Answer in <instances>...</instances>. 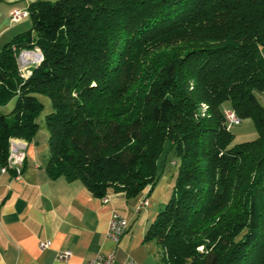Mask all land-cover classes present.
Listing matches in <instances>:
<instances>
[{
	"label": "trees",
	"instance_id": "16d2710c",
	"mask_svg": "<svg viewBox=\"0 0 264 264\" xmlns=\"http://www.w3.org/2000/svg\"><path fill=\"white\" fill-rule=\"evenodd\" d=\"M0 49V163L48 131L51 177L150 193L167 141L171 195L145 239L165 264H264V0H34ZM15 47V48H14ZM38 52L21 75L18 53ZM41 94L51 100L45 123ZM225 101L259 135L232 143ZM208 104L205 113L202 103Z\"/></svg>",
	"mask_w": 264,
	"mask_h": 264
},
{
	"label": "crops",
	"instance_id": "0c3cea01",
	"mask_svg": "<svg viewBox=\"0 0 264 264\" xmlns=\"http://www.w3.org/2000/svg\"><path fill=\"white\" fill-rule=\"evenodd\" d=\"M32 1L0 0V49L31 25L29 16L12 20L11 11L28 8ZM16 101L17 95L0 105V111L9 113ZM24 140L26 159L20 173L0 163V264H87L98 252H114L119 263L133 257L142 264H165L157 241L145 239V234L166 200L169 182L134 197L122 192L98 196L79 179L49 175L47 136ZM166 164L162 154L159 169ZM115 211L130 220L129 230L118 241L107 234ZM42 240L51 244L42 248ZM64 249L72 254L61 259Z\"/></svg>",
	"mask_w": 264,
	"mask_h": 264
},
{
	"label": "built area",
	"instance_id": "2783aa9c",
	"mask_svg": "<svg viewBox=\"0 0 264 264\" xmlns=\"http://www.w3.org/2000/svg\"><path fill=\"white\" fill-rule=\"evenodd\" d=\"M30 14L29 8H20L16 7L11 11V19L14 21H19ZM15 48V47H14ZM35 49L23 48L19 51L17 59L19 63V69L21 74H29L31 68L33 67V55ZM227 119V127L231 128L234 124H238L242 121V118L236 113L235 110L230 109L225 112ZM17 138L21 137H11L10 139V151L7 163L4 164V167H12L16 170L17 173L21 172L22 166L26 159V146L17 145ZM174 163V162H173ZM175 164V163H174ZM108 199V198H106ZM148 199H144L143 204H147ZM130 220L127 216L122 215L119 212H113L108 228V236L118 241L123 234L129 230ZM51 244L50 240H42L40 246L42 248L48 247ZM72 254L71 249H64L59 252V258L65 259ZM87 264H142L136 258H129L126 261L119 263L116 259L114 252H98L92 259H90Z\"/></svg>",
	"mask_w": 264,
	"mask_h": 264
},
{
	"label": "rangeland",
	"instance_id": "374dc122",
	"mask_svg": "<svg viewBox=\"0 0 264 264\" xmlns=\"http://www.w3.org/2000/svg\"><path fill=\"white\" fill-rule=\"evenodd\" d=\"M256 93H257V96L259 97L260 101L264 105V91H256ZM40 97L45 102V108L39 116V121L42 124H44L46 112L50 111L52 106H51V100L48 96L41 94ZM222 107L224 108L225 112L232 109L231 103L229 101H225L223 103ZM207 109H208V104L206 102H203L202 103L203 113H205L207 111ZM231 129H232V132L234 133V138H233L232 143H236V142H240V141L248 140V139H253L259 135V130H258L257 125L255 123V120L252 116L242 118V121L238 124H234L231 127ZM37 134L40 136L44 135L46 137V136H48V131L45 127H41ZM164 156L167 157V164L165 166L162 165L161 169H159L160 178H159L157 183L164 182L167 184V182H169V186L167 189L168 195H167L164 203L161 205V207H163L165 205L169 196L171 195L172 186L174 185V181H175L176 173H177V165L170 163L173 159H175V160H173L172 162L175 163L176 159H177L176 155L174 154V151L171 149L170 141H167V143L165 145V151L163 153V157ZM162 168H163V170H162ZM152 241L155 242V239H152Z\"/></svg>",
	"mask_w": 264,
	"mask_h": 264
},
{
	"label": "bare ground",
	"instance_id": "6f19581e",
	"mask_svg": "<svg viewBox=\"0 0 264 264\" xmlns=\"http://www.w3.org/2000/svg\"><path fill=\"white\" fill-rule=\"evenodd\" d=\"M39 56L40 55L38 54V52L35 51V53L33 55V65H37L39 63ZM29 74H21V75H29ZM17 145L26 146V141L23 138H17Z\"/></svg>",
	"mask_w": 264,
	"mask_h": 264
}]
</instances>
